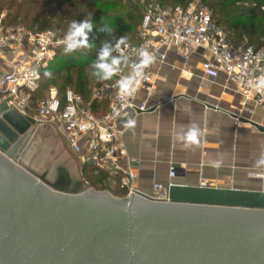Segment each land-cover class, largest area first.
Wrapping results in <instances>:
<instances>
[{
    "label": "water",
    "instance_id": "1",
    "mask_svg": "<svg viewBox=\"0 0 264 264\" xmlns=\"http://www.w3.org/2000/svg\"><path fill=\"white\" fill-rule=\"evenodd\" d=\"M35 124L0 103V264H264V190L172 182L154 200L62 164L48 178L19 161Z\"/></svg>",
    "mask_w": 264,
    "mask_h": 264
},
{
    "label": "built area",
    "instance_id": "2",
    "mask_svg": "<svg viewBox=\"0 0 264 264\" xmlns=\"http://www.w3.org/2000/svg\"><path fill=\"white\" fill-rule=\"evenodd\" d=\"M140 1L144 15L138 28L139 40L121 46L124 55L129 57V64L122 65L120 74L113 76V80L96 86L89 100L72 89H67L61 97L54 86L50 87L47 98L35 99L33 94L40 87L42 72L56 56L58 48L65 45L66 33L7 25L5 13H0V60L4 66L0 76V103L34 118L36 124L32 129H48L61 135L84 162L117 178L120 188L127 189L126 196L140 193L133 186L136 176L130 165L121 167L118 162L126 155L120 119L129 110L144 112L150 108L144 101L137 102V97L152 84V65L163 63L169 51L185 61L201 53L205 72L222 71L226 75L241 96L236 119L244 118L245 114L253 115L257 108L264 110L261 83L264 81V46L231 43L201 0L178 7L164 6L157 0ZM141 47L154 53L155 61L144 69L134 94L121 96L117 81L131 74ZM104 102H107L105 111L94 110V103L100 106ZM169 174L172 178L176 176L174 166L170 167ZM203 182L202 185H208ZM171 183H155L154 190L159 195L149 198L167 199Z\"/></svg>",
    "mask_w": 264,
    "mask_h": 264
},
{
    "label": "crops",
    "instance_id": "3",
    "mask_svg": "<svg viewBox=\"0 0 264 264\" xmlns=\"http://www.w3.org/2000/svg\"><path fill=\"white\" fill-rule=\"evenodd\" d=\"M203 58L196 53L185 61L169 51L163 63L152 65V84L137 97V102L144 101L150 108L129 110L120 119L126 155L118 162L121 167L130 165L136 176L133 186L141 195L157 197L155 183L202 185L204 180L210 186L264 190V168L255 167L256 161L264 158V110L245 114L246 121L236 119L241 96L222 71L205 72ZM3 72L0 60V76ZM129 120L135 121L134 127H126ZM193 124L199 128L200 143L186 148L179 137ZM38 131L52 134L57 150L62 145L69 148V166L59 164L66 166L74 181L88 184L89 169L101 171L84 162L61 135L48 129H32L24 151ZM55 136L59 142L54 141ZM216 162L220 167H215ZM171 166L177 170L174 178L169 174ZM108 183L113 190L122 189L117 178L108 176ZM122 190L126 196L127 189Z\"/></svg>",
    "mask_w": 264,
    "mask_h": 264
},
{
    "label": "trees",
    "instance_id": "4",
    "mask_svg": "<svg viewBox=\"0 0 264 264\" xmlns=\"http://www.w3.org/2000/svg\"><path fill=\"white\" fill-rule=\"evenodd\" d=\"M164 6H186L193 0H157ZM47 9L35 13L25 26L33 31L47 29L61 33L68 31L69 24L76 20L89 19L93 22V31L89 41L91 49H80L65 53L64 46L58 48L56 56L42 72L39 89L33 94L34 98H45L49 89L54 86L62 97L67 89L79 93L89 100L93 89L105 81L98 80L91 67L97 58V53L106 41L115 44L116 40L124 36L126 42H137L138 28L144 15V6L140 0H45ZM202 4L211 12L214 23L222 29L233 44L252 45L256 48L264 46V0H201ZM15 0L8 9H16L5 18V24L12 25L21 15L20 7ZM4 4L0 8H3ZM25 19L28 18L24 15ZM108 26L111 34L99 32L101 26ZM245 41V42H244ZM113 55H116L115 52ZM51 71L48 78L45 72ZM97 112L107 109V102L100 106L94 103ZM97 108L100 111L96 110ZM87 166L85 165L84 168ZM105 171L95 173L89 169L86 180L89 186L96 190H109L115 196L124 197L125 191L113 190L108 183Z\"/></svg>",
    "mask_w": 264,
    "mask_h": 264
},
{
    "label": "clouds",
    "instance_id": "5",
    "mask_svg": "<svg viewBox=\"0 0 264 264\" xmlns=\"http://www.w3.org/2000/svg\"><path fill=\"white\" fill-rule=\"evenodd\" d=\"M93 31V22L89 19L81 21H72L69 24L68 31L64 36L65 53H71L80 49H91L93 45L89 41V35ZM99 32L111 34L112 29L106 25L98 29ZM126 43V37H119L115 44L111 42H104L100 47L97 58L93 61L91 67L94 69L93 75L98 80H109L113 76L120 74L122 65L129 64V57L124 55L122 45ZM118 55H113V53ZM138 62L132 67V72L128 76H122L117 81L119 94L121 96H131L139 86L140 80L143 78L144 69L149 67L155 61V55L149 52L145 47H141L138 51ZM45 76L51 78V71L45 72ZM264 85V81L261 82ZM134 85L136 87H134ZM135 121L129 120L126 127H134ZM200 131L199 128L193 124L189 127L188 131L179 137L180 140L185 142V147L189 148L198 145ZM215 167H220V162H216ZM255 167L264 168V158L258 159Z\"/></svg>",
    "mask_w": 264,
    "mask_h": 264
},
{
    "label": "rangeland",
    "instance_id": "6",
    "mask_svg": "<svg viewBox=\"0 0 264 264\" xmlns=\"http://www.w3.org/2000/svg\"><path fill=\"white\" fill-rule=\"evenodd\" d=\"M14 0H0V7L4 4L3 8H0V13H5L7 16L9 13H14L16 10L8 9L11 2ZM17 7L21 9V15L16 19L11 26H23L25 27L28 24L29 19L37 12L46 10L45 0H15ZM24 15H27L28 18L25 19ZM245 42V41H244ZM250 45V44H249ZM252 46V45H250ZM49 95L47 93V98ZM52 134L43 131L36 132V135L33 137L28 148L20 156V162L24 163L26 166L32 170L43 173L48 172V176H52L56 166L59 163H66L69 166L67 161L70 150L67 146L62 145L58 150L56 146L52 144ZM54 141L57 142L58 139L55 136ZM59 142V141H58Z\"/></svg>",
    "mask_w": 264,
    "mask_h": 264
}]
</instances>
